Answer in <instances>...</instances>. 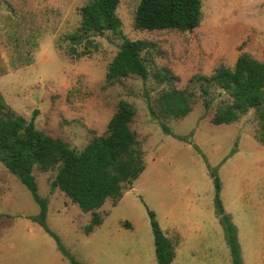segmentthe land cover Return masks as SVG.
I'll return each mask as SVG.
<instances>
[{
  "label": "rangeland",
  "instance_id": "obj_1",
  "mask_svg": "<svg viewBox=\"0 0 264 264\" xmlns=\"http://www.w3.org/2000/svg\"><path fill=\"white\" fill-rule=\"evenodd\" d=\"M139 1L120 0L119 34L89 36L92 44L85 38L72 49L68 37L77 34L80 9L91 0H0V92L17 115L29 121L35 112L38 131L80 152L104 134L119 102L136 111L131 128L145 169L119 200H107L97 211L104 222L92 233L85 234L92 216L52 187L56 169H33L37 193L49 207L46 225L80 264H157L148 217L153 212L167 239H181L171 264H233L215 215L214 170L224 212L237 230L241 264H264L259 116L249 110L230 125L214 126L211 119L228 96L217 88L203 95L201 82H190L220 66L232 69L244 53L264 63V0H201V21L191 32L136 30ZM125 39L148 44L142 53L148 77L109 84L107 67ZM163 74L168 83L156 81ZM168 89L193 94L185 118L159 111L157 99ZM38 214L30 192L0 163V264H68L33 221Z\"/></svg>",
  "mask_w": 264,
  "mask_h": 264
},
{
  "label": "trees",
  "instance_id": "obj_2",
  "mask_svg": "<svg viewBox=\"0 0 264 264\" xmlns=\"http://www.w3.org/2000/svg\"><path fill=\"white\" fill-rule=\"evenodd\" d=\"M119 3L120 0H91L82 7L77 34L68 37L72 49L89 36L105 31L119 34L120 21L115 14ZM201 8V0H140L133 25L138 31L191 32L200 24ZM87 44L92 42L87 39ZM147 49L148 44L144 41L123 40L107 67L105 81L112 84L129 76H137L145 81L148 71L142 53ZM156 81L168 83L169 77L159 75ZM192 81L201 82L203 95L210 88H217L230 100L217 108L211 119L212 125H230L249 110H255L264 136V63L244 53L237 58L232 69L220 66L210 77H193ZM193 100V94L188 89H168L163 91L156 103L164 116L182 119L192 111ZM203 105L205 109L209 107L206 101ZM135 114L132 105L119 102L104 134L93 138L78 152L70 149L66 143L38 131L34 125L35 112L29 121L17 115L5 104L0 92V163L30 192L39 206V214L33 221L53 238L68 264L80 263L47 227V200L37 193L33 169L43 172L56 169L52 187L59 189L82 213L92 216L85 234L92 233L95 227L102 224L97 211L107 200H119L123 190L131 187L145 169L144 153L137 134L131 128ZM162 129L170 134L165 126ZM262 139H259L260 142ZM209 174L214 187L215 215L222 226L233 264H241L237 230L230 216L225 214L220 200V180L216 171L211 170ZM148 217L156 262L171 264L174 259L173 245L160 230L154 213L148 212Z\"/></svg>",
  "mask_w": 264,
  "mask_h": 264
},
{
  "label": "crops",
  "instance_id": "obj_3",
  "mask_svg": "<svg viewBox=\"0 0 264 264\" xmlns=\"http://www.w3.org/2000/svg\"><path fill=\"white\" fill-rule=\"evenodd\" d=\"M34 122H35V120H34ZM34 125H35V123H34ZM36 128V127H35ZM47 209L49 210V207L47 206ZM47 210V211H48ZM81 212V211H80ZM48 213V212H47ZM104 222V221H103ZM103 222H102V224H103ZM175 239H174V238ZM173 243V249H174V259H173V261H175L176 262V260H177V256H178V253H179V249L181 248V246H182V244H181V239L179 240V239H176V236L175 235H173V236H171V237H168ZM173 261H172V263H173Z\"/></svg>",
  "mask_w": 264,
  "mask_h": 264
}]
</instances>
